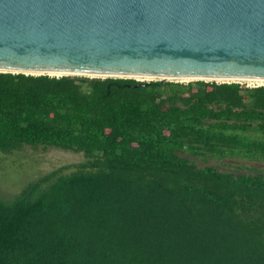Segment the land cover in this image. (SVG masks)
<instances>
[{"label":"trees","instance_id":"trees-1","mask_svg":"<svg viewBox=\"0 0 264 264\" xmlns=\"http://www.w3.org/2000/svg\"><path fill=\"white\" fill-rule=\"evenodd\" d=\"M23 145L85 162L0 199V264H264V174L194 162L264 160V86L0 73Z\"/></svg>","mask_w":264,"mask_h":264},{"label":"water","instance_id":"water-1","mask_svg":"<svg viewBox=\"0 0 264 264\" xmlns=\"http://www.w3.org/2000/svg\"><path fill=\"white\" fill-rule=\"evenodd\" d=\"M0 73L264 84V0H0Z\"/></svg>","mask_w":264,"mask_h":264},{"label":"rangeland","instance_id":"rangeland-1","mask_svg":"<svg viewBox=\"0 0 264 264\" xmlns=\"http://www.w3.org/2000/svg\"><path fill=\"white\" fill-rule=\"evenodd\" d=\"M144 82H150L145 80ZM187 84L189 82L175 81ZM220 83V82H216ZM262 86L264 84H254ZM85 162L83 154L60 150L56 148H31L23 145L20 149L9 154L0 152V199L4 203H12L23 190L40 177L57 169L65 168L63 173L74 171L77 166ZM194 162L202 167L209 165L221 172L236 174H264V160L257 162L244 161L238 158L223 160H200Z\"/></svg>","mask_w":264,"mask_h":264},{"label":"built area","instance_id":"built-area-1","mask_svg":"<svg viewBox=\"0 0 264 264\" xmlns=\"http://www.w3.org/2000/svg\"><path fill=\"white\" fill-rule=\"evenodd\" d=\"M136 81L144 82L145 80H136ZM236 84H239L241 87H244V88H257V87H261L259 85H254V84H251V83H236ZM262 86H264V85H262Z\"/></svg>","mask_w":264,"mask_h":264},{"label":"bare ground","instance_id":"bare-ground-1","mask_svg":"<svg viewBox=\"0 0 264 264\" xmlns=\"http://www.w3.org/2000/svg\"><path fill=\"white\" fill-rule=\"evenodd\" d=\"M54 75H52V77H53ZM57 76H59V74L57 75Z\"/></svg>","mask_w":264,"mask_h":264}]
</instances>
